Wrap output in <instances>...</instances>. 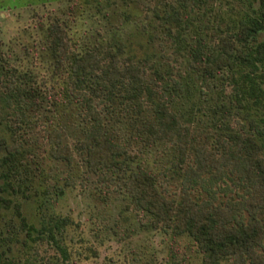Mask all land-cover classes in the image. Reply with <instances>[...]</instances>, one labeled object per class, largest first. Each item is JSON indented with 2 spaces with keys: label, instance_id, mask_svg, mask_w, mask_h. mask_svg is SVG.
<instances>
[{
  "label": "trees",
  "instance_id": "obj_1",
  "mask_svg": "<svg viewBox=\"0 0 264 264\" xmlns=\"http://www.w3.org/2000/svg\"><path fill=\"white\" fill-rule=\"evenodd\" d=\"M46 30L56 66L64 67L69 84L62 96L79 103L87 123L77 144L85 149L87 169L117 171L133 156L126 143L106 128L105 118L112 115L113 102L125 107L134 120L139 118L138 108L145 110L148 116L142 115V139L151 144L172 143L177 158L172 164L180 169V184L178 190L170 189L176 183H170L169 166L156 170L137 164L124 181L135 207L148 214L153 227L189 235L201 252L202 264H218L223 259L232 264H264V121L250 117L246 124L233 127L223 119L229 110L221 102L212 109L222 113L218 118L204 127L193 126L181 118L174 100L167 97L170 90H179L183 97L194 91L211 93L216 80L233 79L238 71L250 92H264L257 80L262 75L258 70L264 68V37L259 38L264 30V0H256V6L228 29H217L211 36L195 32L189 43L188 65L199 85H194L192 74L172 78V83L157 71L149 76L146 67L130 54L120 56L111 48L103 52L76 49L59 23H50ZM47 97L33 85L26 70L0 55V103L6 108L0 118L2 191L35 188L28 183L32 171L23 158L30 148L32 118ZM59 97L53 94L49 102L57 107ZM45 132L48 152L70 160L72 148L62 141L59 129L53 125ZM0 201L10 199L0 195ZM18 216L23 235L14 241L27 246L45 241L58 251L46 264H74L64 237L69 216L54 211L36 221L19 211ZM0 240V264H19L5 260L11 248L5 239Z\"/></svg>",
  "mask_w": 264,
  "mask_h": 264
},
{
  "label": "rangeland",
  "instance_id": "obj_2",
  "mask_svg": "<svg viewBox=\"0 0 264 264\" xmlns=\"http://www.w3.org/2000/svg\"><path fill=\"white\" fill-rule=\"evenodd\" d=\"M193 1L0 0V55L26 70L33 85L48 96L32 118L30 153H24L23 158L30 163L28 183L35 188L0 189V195L10 199L0 201V239H5L11 248L6 251V261L46 264L48 257L58 255L45 241L28 246L14 241L23 235L18 211L30 221L54 211L70 217L64 237L74 264H202L201 252L192 238L153 227L148 214L135 207L125 186L126 176L137 164L156 170L169 166V175L173 176L170 183H176H171L170 189L178 190L180 184V169L172 164L177 160L172 143L151 144L142 139V118L148 116L145 110L137 107L139 118L134 120L124 106L122 109L113 102L114 111L105 118L106 128L126 143L133 156L117 171L87 169L85 149L77 148L87 123L79 103L62 96L63 88L69 84L64 67L56 66L46 30L50 23H59L76 49L103 52L111 48L120 56L130 54L146 67L149 76L157 71L172 83V78L192 74L194 85H199L188 65L189 43L195 32L211 36L217 29L232 27L256 6V0ZM262 37L264 30L259 35ZM258 72L262 75L257 80L264 89V68ZM215 84L214 90L205 95L192 92L191 86L190 97H183L179 90H170L167 97L174 100L181 118L193 126L204 127L218 118L222 113L212 109L221 102L229 110L223 119L233 127L246 124L250 117L264 121V92H250L240 71L233 79L222 78ZM53 94L60 96L57 107L49 102ZM5 111L0 103V118ZM53 125L59 129L62 141L72 148L70 160L48 152L45 130ZM218 264L232 263L223 259Z\"/></svg>",
  "mask_w": 264,
  "mask_h": 264
}]
</instances>
